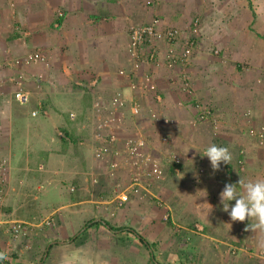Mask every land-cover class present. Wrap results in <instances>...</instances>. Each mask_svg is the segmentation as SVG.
I'll return each mask as SVG.
<instances>
[{
  "label": "crops",
  "instance_id": "1",
  "mask_svg": "<svg viewBox=\"0 0 264 264\" xmlns=\"http://www.w3.org/2000/svg\"><path fill=\"white\" fill-rule=\"evenodd\" d=\"M194 13L201 28L188 71L194 96L212 112L197 121L185 95L168 84L166 42H159L156 66L142 60L135 67L127 51L131 24L157 14L164 26L182 27ZM148 71L153 90L139 87ZM9 74L23 78L30 102L42 101L46 115H31L14 100ZM115 97L123 106L113 105ZM250 128L264 129V0H0V166L4 192L14 201L7 211L20 221L52 216L49 234L31 241L29 260L44 245L56 264H264L253 256L264 251V230L246 228L247 219L232 221L220 203L226 183L264 179V139ZM128 138L143 142L135 145V161L156 158L164 171L141 175L139 184L168 202L181 228L193 221L203 226L184 245L200 254L189 249L182 262L160 259L169 227L156 206L132 208L128 215L137 219L127 215L123 224H112L101 210L120 182L137 177L131 157L119 154ZM213 143L232 154L217 171L202 155ZM173 152L182 160L178 173L167 161ZM109 161L116 164L112 174ZM4 222L0 244L19 247ZM126 233L128 240L113 242L114 234ZM229 244L237 245V255L225 253Z\"/></svg>",
  "mask_w": 264,
  "mask_h": 264
},
{
  "label": "rangeland",
  "instance_id": "2",
  "mask_svg": "<svg viewBox=\"0 0 264 264\" xmlns=\"http://www.w3.org/2000/svg\"><path fill=\"white\" fill-rule=\"evenodd\" d=\"M203 1L206 3L207 0H203ZM62 15H63V11L62 10L58 9V10L55 11V14H54L55 18H54V23H53L54 26L57 27L58 20L61 18ZM158 16L159 15L154 14L147 22H149L151 19H153L155 17H158ZM194 17H198L199 18V34H198V38H197V43H198L199 36H200V28H201V15L200 14H197V13L191 14L190 17L188 18L189 19L188 23L185 24L182 27L181 26H176V25H174V26L173 25L172 26H166L165 25L164 26L160 17H159V20H160L161 28L173 27V28L180 29L181 31H183V33H186V31L188 29V26L190 24V21ZM143 24H145V23H143ZM138 25H142V24H131L129 26V43H130V29H131L132 26H138ZM16 28H18V27H16ZM23 32H25V31L23 30ZM129 43H128V46H127V51L129 53V56L135 62L134 64H135V67H136V66H138V64L140 62H142V59H137V58L135 59L132 56V54L129 51ZM196 46H197V44H196ZM193 52H195V49L193 50ZM193 52H192V55L190 56V58L188 60V63L185 66V70H186V72H187V74L189 76L191 87H192V94H191L192 99L202 102L201 100L197 99L194 96L193 83H192V80H191V77H190V74H189V71H188V66L190 64L191 57L194 54ZM25 61H26V59H23L22 61L19 60V63L20 62H25ZM15 62L17 63V59L15 60ZM157 63L156 64H152V65L149 64V66H156ZM242 67L245 70H247V71L249 70L248 65L244 64V65H242ZM171 70L173 72V76H177L178 77L179 72H180L179 68L175 67V69H171ZM121 71L123 72V70H119V73L123 74V73H121ZM148 72L149 73H146L148 78L144 75V80L143 81L141 80V82L139 84V87L141 89H143V90H145V88L142 87V84H143L144 81H146V79L150 80L149 85L152 84L154 86V84L152 83V80L150 78L151 71H148ZM131 74L133 76H135L133 73H131ZM131 74L125 73L124 76H127V78L128 77H132ZM6 76L8 78V81L10 82L9 77H11L12 74H9V75H6ZM16 78H18V77H16ZM21 80L23 82V78L22 77H21ZM176 80H178V79L176 78ZM168 84H169V82H168ZM12 85H14V90H15L17 88V85H16L15 81H12ZM22 85L25 88L24 82L22 83ZM169 86L172 89H174L176 91H179L175 87L171 86L170 84H169ZM147 89L153 90L154 87L153 88H147ZM182 94L185 95L186 102L188 103V100H189L190 97L187 94H185V93H182ZM30 100H31V97H30ZM30 100L27 103L28 105L27 104H24V105L29 107L31 115L33 114V112H34V114H33L34 116H37V115H40V114L46 115L45 114V110H44L45 108L43 106L42 101H40V100L38 101L37 100L36 103L35 102L31 103ZM202 103L206 104L205 102H202ZM122 106H123V104H122ZM138 106L140 107L139 104H138ZM207 106L209 107V105H207ZM209 109H210V107H209ZM210 112H211V109H210ZM211 114H212V112H211ZM196 115L197 114L195 112L194 120L195 121L200 120V119L196 118ZM251 129H254V130H256V129L255 128H250L248 130L249 134L251 136L255 137V134L250 133ZM259 132L263 133V135H264V129H260ZM59 135L62 136L63 134L61 132H59ZM262 138L264 139V136ZM110 139L115 140V138L112 135L110 136ZM162 141L166 142V137H162ZM137 143L139 145L143 146V142L142 141L133 140L131 138H128L124 142V150H123V152H119L120 156H123V155L127 156L128 155V157L129 156L131 157L130 161H132V168H133V171L136 172L137 177L131 178L129 180V182L128 181L120 182V184L117 185V189H115V192H114L115 193V198L108 204L109 207L105 206L104 209L101 208V210L103 212H107L110 215V218H112L111 219V223L112 224H117L119 222H120V224H123V223H125L124 218L128 214L131 213V209L132 208H135L137 206H141V205H143V203H146V204H149V205H152V206H156L162 213L163 221L169 227L168 232L164 233L165 237L167 239L166 240H162V239L160 240V242L166 243V244H164L163 249L159 252L160 254H158L160 259H165L166 260L168 258L169 260H171L173 262L176 261V260H178L179 262H182V261H184L183 260V256L187 254V251L189 249L190 250L192 249L193 253L196 252L197 254H200L198 249L194 250V248H196V247H194V246H191V247L186 246L185 247L184 245L185 244H189L190 242L194 241V240L190 241L189 233H193L194 232L195 234H198L197 236H201L202 233L205 231L203 226L201 224L193 221V223L190 226H188L186 229L181 228L180 226L177 225V221H176L174 215L172 214V209L170 208L168 202H166L163 198H161L159 195L155 194L154 192H151V190H150V188L148 186H143V184H139L141 175L144 174L145 177H150L152 175H157L158 177H162L163 174H164V171H163V168H162L159 160L156 159V158L152 159V158L146 157L145 159H143V162H139V161H135L134 160V158L136 156V148H137L135 145ZM239 152H240V156H243L242 154H244V152L242 150H239ZM167 157H168L167 161L169 162L168 164L171 165V170L174 173H178L181 170V166H182V160H181L180 155L178 153L173 152V153H170ZM238 160L241 161L243 159L241 157ZM109 163L110 164H108V167H109L108 170L112 174L115 171V169H116V164L112 163V161L111 162L109 161ZM137 193H138L137 196H141L142 195V197L144 198V199H142V202L140 201L141 199H139V197H137L135 195ZM28 200L30 202L31 199L29 198ZM12 203H14V201H12V200L9 201L7 194H5V192H4L3 198H2V204H1V207H0V222L1 223H5L4 222L5 220L8 222V224L10 222H13V221H20V220H13L12 217L8 215L9 214V211H7V209L9 208L8 204L10 205ZM23 214L21 212V213L16 214L14 217L15 218L23 217V216H21ZM41 215L42 216H39V215L35 216L34 220L28 221V218H26L25 221L24 220L21 221V222L27 223L28 226H29V231H28V233L26 235L13 237V235L10 233L9 239H11V240L14 239L13 240L14 242L20 243L19 244L20 248L18 246L13 247V246H7V245H1L0 244V251H1L0 254H3V255H5L7 257V260L9 261V264H36L37 262L42 260L41 257L44 254V245L37 249L35 258L32 259V260H29V258L31 256L30 252L32 251V244H30L31 241L39 239L40 237L45 236V234H49V232H50V231H48L49 230L48 228L50 226L49 224L51 222L52 216L51 215L50 216H43V214H41ZM136 219H137V215H128L127 216V221L135 222ZM32 221L33 222L39 221V226L35 227V225L33 224ZM151 228H152V230H145V232L147 234H151L152 235V232H155V230H156V225H153ZM8 230H9V228H8ZM130 237L131 236L128 235L127 233L124 234V235H118V234L116 235V234H114L113 242L122 243L124 240H128ZM193 237L194 236H192V238ZM156 239L158 240L159 237L156 238ZM28 242H29L30 245L28 244ZM26 244L28 245V247H25ZM216 245H218V242H216ZM193 253H191V254H193ZM225 253H228V255H237V253H238L237 245L229 244L226 247ZM163 256H165V257H163ZM253 256L264 257V251L258 250L257 252L253 253ZM184 262L186 264L190 263L188 261H184ZM41 264H56V263L54 261L48 259V256H47L44 259V261H42Z\"/></svg>",
  "mask_w": 264,
  "mask_h": 264
},
{
  "label": "built area",
  "instance_id": "3",
  "mask_svg": "<svg viewBox=\"0 0 264 264\" xmlns=\"http://www.w3.org/2000/svg\"><path fill=\"white\" fill-rule=\"evenodd\" d=\"M198 34V17L191 19L186 33H183V31L178 28H161L158 16L145 24L131 27L129 51L135 59L145 60L151 65L156 64L160 55L159 42L165 41L167 44L166 51H164L165 66L170 69L178 67L180 70L178 77L172 76L169 79V84L190 97L188 103L194 108L197 114L196 118L203 120L211 116L210 109L206 104L192 99V87L189 76L185 70V66L196 47ZM121 73L123 72L121 71ZM145 76L148 78L146 74ZM176 78L178 80H176ZM9 79L11 82L15 81L17 85V88L13 92L14 100L20 105L27 104L30 100V93L23 87L22 80L13 76L9 77ZM149 83L150 80L146 79V81L143 82L142 87L145 89L153 88L154 86L152 84L149 85ZM113 104L122 105L123 102L118 97H115L113 99ZM138 111L139 106L133 101L131 104V112L137 114ZM250 133L255 134L258 138L264 136L263 133L257 132L254 129H251ZM4 169L5 168L0 166V207L4 194ZM8 228L13 237L24 236L29 231L28 224L21 221L10 222Z\"/></svg>",
  "mask_w": 264,
  "mask_h": 264
},
{
  "label": "clouds",
  "instance_id": "4",
  "mask_svg": "<svg viewBox=\"0 0 264 264\" xmlns=\"http://www.w3.org/2000/svg\"><path fill=\"white\" fill-rule=\"evenodd\" d=\"M202 155L208 157L214 171L219 170L222 163L227 165L232 161L229 148L215 143L209 145ZM238 185L243 191L238 190ZM232 201L235 203L232 204ZM220 203L232 221L244 222L247 219L246 228L264 230V179L248 182L240 179L237 183H226L220 192ZM6 259L0 254V264H4Z\"/></svg>",
  "mask_w": 264,
  "mask_h": 264
},
{
  "label": "water",
  "instance_id": "5",
  "mask_svg": "<svg viewBox=\"0 0 264 264\" xmlns=\"http://www.w3.org/2000/svg\"><path fill=\"white\" fill-rule=\"evenodd\" d=\"M47 249H48V248H47ZM47 249L44 251V254H43V257H42L43 260H44V259L46 258V256H47V251H48ZM4 264H5V263H4Z\"/></svg>",
  "mask_w": 264,
  "mask_h": 264
},
{
  "label": "trees",
  "instance_id": "6",
  "mask_svg": "<svg viewBox=\"0 0 264 264\" xmlns=\"http://www.w3.org/2000/svg\"><path fill=\"white\" fill-rule=\"evenodd\" d=\"M141 240H142V238H141ZM142 241H143V240H142ZM147 245H148V244H147ZM42 254H43V253H42ZM47 256H48V254H47ZM41 258H42V257H41ZM41 258H40V259H41ZM4 263H5V264H9V261L6 259V260L4 261Z\"/></svg>",
  "mask_w": 264,
  "mask_h": 264
}]
</instances>
